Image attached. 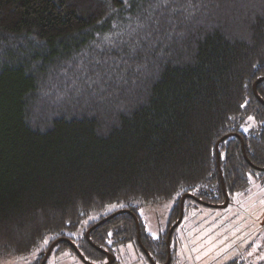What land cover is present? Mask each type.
<instances>
[{"label": "trees", "instance_id": "1", "mask_svg": "<svg viewBox=\"0 0 264 264\" xmlns=\"http://www.w3.org/2000/svg\"><path fill=\"white\" fill-rule=\"evenodd\" d=\"M261 77L264 0H0V252L166 263L141 207L264 181Z\"/></svg>", "mask_w": 264, "mask_h": 264}, {"label": "rangeland", "instance_id": "2", "mask_svg": "<svg viewBox=\"0 0 264 264\" xmlns=\"http://www.w3.org/2000/svg\"><path fill=\"white\" fill-rule=\"evenodd\" d=\"M177 202L179 198L141 207L146 231L154 236L167 231L169 235L178 221H170ZM182 218L183 223L175 234L179 248L174 264H264V181L251 176L249 187L232 197L226 207L199 204L188 209ZM126 249L128 264H145L135 245H128ZM37 256L17 258L0 252V264H33ZM63 258L66 260L61 261ZM170 258L171 262V246ZM49 264L86 263L74 256H61Z\"/></svg>", "mask_w": 264, "mask_h": 264}, {"label": "water", "instance_id": "3", "mask_svg": "<svg viewBox=\"0 0 264 264\" xmlns=\"http://www.w3.org/2000/svg\"><path fill=\"white\" fill-rule=\"evenodd\" d=\"M262 80H264V77H261V78H259L258 80H256L255 81V83H254V90L256 91V86H257V84H258V82H260V81H262ZM187 196H190V194H186V195H183V197H182V200H181V214H180V217H179V219H178V221L171 227V229H170V231H169V235H168V239H167V243H168V259H167V262L166 263H164V264H169L170 263V238H171V234H172V231H173V229L181 222V220H182V217H183V202H184V200H185V198L187 197ZM228 203H229V196H228V194H226V201H225V203L223 204V205H217V206H220V207H226L227 205H228ZM112 216V215H111ZM111 216H109V217H111ZM99 224V223H98ZM94 227V226H93ZM92 227V228H93ZM88 235H89V231L87 232V237H88ZM54 244L55 243H53L50 247H49V249L47 250V252H46V254H45V256H44V259H43V261H42V263L41 264H45V262H46V260H47V258H48V256H49V254H50V252H51V250H52V247L54 246ZM78 251V250H77ZM78 253H79V255H80V257L83 259V261L85 262V263H87V264H95V263H92V262H90V261H87L83 256H82V254L78 251ZM107 256H108V262H106V263H104V264H112V263H114V261H115V259H116V257L113 255V254H111V253H108L107 252Z\"/></svg>", "mask_w": 264, "mask_h": 264}, {"label": "snow or ice", "instance_id": "4", "mask_svg": "<svg viewBox=\"0 0 264 264\" xmlns=\"http://www.w3.org/2000/svg\"><path fill=\"white\" fill-rule=\"evenodd\" d=\"M251 119V118H250ZM109 235H111V234H109Z\"/></svg>", "mask_w": 264, "mask_h": 264}]
</instances>
